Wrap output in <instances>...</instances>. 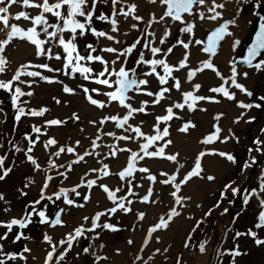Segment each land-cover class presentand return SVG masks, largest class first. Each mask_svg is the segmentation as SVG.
I'll list each match as a JSON object with an SVG mask.
<instances>
[{"label": "snow or ice", "instance_id": "snow-or-ice-1", "mask_svg": "<svg viewBox=\"0 0 264 264\" xmlns=\"http://www.w3.org/2000/svg\"><path fill=\"white\" fill-rule=\"evenodd\" d=\"M142 2L0 0V90L15 110L13 130L24 117L39 118L23 134L24 148L9 141L13 154L22 152L21 162L31 170L16 189L18 196L26 197L32 187L38 195L28 200L18 214H12L11 202L0 192L4 205L0 211L5 214L0 219V228L4 229L0 233V264H80L86 255L92 257V264H110L107 254H99L106 247L100 238L105 232L115 233L122 228L129 232L143 228L139 244L131 235L126 240L134 249L127 252L134 257L132 264H148L156 254L167 260L164 254L169 247H152L149 254L145 249L152 241L159 243V232L167 230L181 215L192 221L184 248L211 215L229 216L224 239L215 248V264H225V256L227 264H237L238 257L249 254L241 250L240 237L246 236L256 247H264V236L259 234L264 231V126L259 127L246 148V158L238 161L233 151L217 147L229 142L238 144L240 136L233 127L223 126L221 121L227 111L215 110L210 129L197 138L200 147L187 168L173 147L171 133V122L175 120L179 122L177 132L191 135L198 127L191 114L208 112L209 106L224 102L236 109L232 125L256 121L253 110H264V92L256 94L249 82L251 73L264 72V15L256 12L259 23L239 63L228 58L221 69L220 49L230 38V49L240 43L239 38H234V28L249 0H147L151 8L143 13ZM101 4L107 6V12L98 8ZM229 4L234 12L226 16ZM252 7L255 11L264 7V2L255 0ZM96 22L107 27L98 28ZM198 29H205L206 34L198 33ZM88 35L94 42L85 41L81 49L78 38L83 40ZM18 41L23 42L29 56L14 63L9 52L19 50ZM208 76L213 78L211 85L202 79ZM41 82L59 85L67 97L79 96L94 113L85 119L92 131L86 130L85 123H77L76 138L61 140L51 134L53 129L80 122L82 117L79 110L63 117H48L47 106L28 107L29 99L22 98H31ZM51 99L57 105L70 103L67 98ZM0 115L7 118L3 107ZM149 116L151 121L146 119ZM256 154H260L259 163ZM7 156V151L0 154V181L15 166H5ZM210 156L221 158L230 167L238 166L242 182L229 179L223 183L214 203L205 208L183 188L193 178L205 183L217 180L215 174L205 171L204 160ZM164 162H170V167L165 168ZM254 166L258 169L256 186L246 187L244 178ZM73 173L76 179L66 184ZM162 192L169 200L166 211L144 228L147 210L134 208V204H163ZM252 200L259 210L253 224L240 231L234 227L235 221ZM237 201L242 207L233 213L230 208ZM89 204L96 207L73 218V209L82 210ZM49 205L54 208L51 214ZM193 206L202 215L197 217L195 212L187 211ZM129 213L134 218L131 227L119 222L121 214ZM34 222L45 227L38 254L29 243L19 250L5 249L3 242L10 234L11 244L32 241L25 229ZM228 232L233 233V243L225 248L222 245ZM209 240L210 237L199 242V253H206ZM113 251L116 255L125 252L120 247ZM175 264H181L180 255Z\"/></svg>", "mask_w": 264, "mask_h": 264}, {"label": "rangeland", "instance_id": "rangeland-1", "mask_svg": "<svg viewBox=\"0 0 264 264\" xmlns=\"http://www.w3.org/2000/svg\"><path fill=\"white\" fill-rule=\"evenodd\" d=\"M255 0H249L248 4L244 6L242 10V17L246 19L247 23L251 26L255 20L258 19L256 12H261L260 15H264V7L255 9L253 11L252 5L254 4ZM264 2V0H262ZM98 8L103 9L104 11H108L107 6L105 5H98ZM259 23V20H258ZM258 25V24H257ZM96 26L98 28L101 27H107L106 24L96 22ZM249 26V27H250ZM3 34L0 33V36ZM132 39V38H131ZM131 39H128V42H131ZM85 41H93L94 38L91 37V35L86 36L83 38V40H80L78 38V42L81 45V49L83 48V43ZM251 43L248 41V44ZM249 86L253 89V91L256 94H260L261 92H264V72L260 73H251V78L249 82ZM6 94L0 90V100H3L4 103L0 104V107L4 108V114H6V119H4V115H0V120H3V123H0V154H3L5 151L8 152V156L5 159V166H8L9 164H14L13 171L8 175V177L0 181V192H3L5 195V199L9 200L11 202L12 206V214H18L22 209L23 205L33 198H35L38 195L37 190L35 187H32L31 190L28 191V195L26 197H19L18 192L16 191L17 188L21 187L24 182V177L26 175L30 174V167L27 163H22L23 160V153H15L13 154V150H11V144L16 143L21 148H24L26 146V141H23V134L27 131H30V124L33 122V117H24L22 120L15 125V129L13 130V114L14 109H11L10 102L5 98ZM24 99H29V105L28 107H39L41 106V99L40 94L35 91L34 95L31 98L25 97ZM212 106H219V105H211L209 106L208 112H196L194 114H191V117L193 116V120L197 123L198 128L200 129L201 133L206 132L210 129V122H211V115L214 114L215 110H222L219 109H211ZM214 107V108H215ZM227 116L222 118V124L225 127L226 125L233 127L234 131L238 136H240V142L236 144L235 142H229L226 144L217 145V147L220 148H227L234 152V154L237 156L238 161H242L246 158V148L251 145L252 138L258 134L259 127L264 126V110H253V114L256 115L257 119L255 122L251 124H238V125H232L231 124V118L228 117L230 115H233V113H230L228 110ZM195 117V118H194ZM147 120L151 121V117H146ZM25 123V124H24ZM174 132L176 131V128L179 124L178 121H172L171 122ZM17 126V127H16ZM147 130V127L145 128ZM172 132V131H171ZM193 135V134H192ZM201 135V134H200ZM197 135V138L200 136ZM197 141V139H196ZM197 144V142H196ZM198 145V144H197ZM197 147H200L199 145ZM258 157V163L260 161V154H256ZM193 156L190 158L192 160ZM208 158H214L212 156ZM181 159V157H180ZM183 160H185L183 158ZM222 161V159L220 158ZM225 165L224 170L220 173H215L213 171H210L207 168V165L204 162L205 171L211 172L217 176V180L214 183H205L203 181V184L201 186L205 190L203 193H200L197 195L198 199L196 201L202 202L204 207L210 206L212 203H214L215 198L218 194L219 187L226 183L229 179L235 180L238 184L242 182V179L239 175L238 166H229L226 161H222ZM163 166L165 168L170 167V162H164ZM249 175L244 178V184L245 186H256L255 184V177L258 173V169L256 166H254L251 170H249ZM76 178H74L72 181H74ZM156 186H163V185H156ZM167 186H163L162 189L166 188ZM226 204V202H225ZM4 205L2 202H0V208H2ZM242 207V205L239 204V201L235 205H233L230 208V211L235 213L239 210V208ZM258 205L257 202L252 200L250 204L247 206V210L241 214L239 218L235 221L234 227L240 231H244L246 228L250 227L256 217V214L258 212ZM54 211V208L52 205H49L48 212L51 214ZM193 212H195V215L199 217L202 215V211L200 209H195L193 206ZM5 214L0 211V219H4ZM230 218L228 215L220 216L218 213H214L211 215L206 223L201 224L200 228H198L194 233L189 241L188 248L183 247V241L185 238V235L180 242L177 244H174V247L172 250H169L168 253H165L164 255L168 256L167 260H164L163 257H160L159 259H155L152 262H148V264H175L177 255L181 256V264H192L193 259L192 256H190L193 249H195V246L199 244V242L204 237H210L211 239V245L209 246V251L206 254V259L204 261V264H215V261L218 259L215 256V248L218 246V242L222 239H224L223 236V229L225 228L226 224L229 222ZM191 223L188 225L186 229L187 231L190 229ZM40 229V230H39ZM125 228H122L119 232H115L116 240H122L123 239V230ZM140 228H137L135 231H138ZM200 229H203L201 231ZM3 228H0V233L3 232ZM28 230L26 233L28 235L30 234L33 237L32 241H19L16 244H11V234L7 241H4L5 249L6 250H19L20 247L23 246L24 243L29 242H40L42 233L45 230V227L42 225H39L37 223L29 225V227L26 229ZM15 231V229H14ZM260 235L264 236V231H260ZM233 233L228 232L227 239L222 245V247H231L233 241L231 239ZM239 244L241 250H247L248 255L241 256L237 258V264H264V247H256L250 238L244 236L239 238ZM146 251V249H145ZM133 256L128 255L126 259L121 264H132ZM146 258V256H145ZM228 257H224L225 264H227ZM81 264H92V257L90 256H84L81 260ZM137 264H140V262H137Z\"/></svg>", "mask_w": 264, "mask_h": 264}, {"label": "bare ground", "instance_id": "bare-ground-1", "mask_svg": "<svg viewBox=\"0 0 264 264\" xmlns=\"http://www.w3.org/2000/svg\"><path fill=\"white\" fill-rule=\"evenodd\" d=\"M227 2V0H226ZM149 8H151L150 5L147 4V0H143L141 12H146ZM13 10H16V6L13 7ZM234 9L232 8L231 4H229L228 8L226 9V16L230 13H233ZM261 12H259L260 14ZM247 20L240 15L237 17V23L238 27L234 28L235 37L239 38L240 43L237 45V47L232 50L230 49V40L233 38H230L229 40H225L223 42V46L220 49L219 58H218V64L221 69H224L225 67V61L228 58L237 59L239 63V57L243 56L246 53L248 41L252 38L254 35L255 27L258 24V19L255 20V22L250 26L247 22ZM250 26V27H249ZM198 33L206 34L205 29H198ZM135 33L129 36L128 39L133 38ZM20 45L19 50H12L9 52L10 57H12L13 62H23L26 58L29 56V52L27 49L24 48L23 42H17ZM179 49H177V52ZM55 63V61H53ZM241 67H244L242 64ZM204 80V83L207 85H211L213 83V78L211 76L208 77H202ZM67 82V81H66ZM35 91H37L40 94L41 99V105L47 106L50 111L46 113V116H59L63 117L64 115L70 114V111L73 110H79V113L82 117V120L80 122L72 123L69 122L65 126H63L60 129H53L51 134L56 135L61 140L66 139L67 137H78V129L76 124L77 123H85L86 118H91L94 113L90 110V108L85 106V102L79 97H67L66 94H63L60 91V86L57 84H47L44 82H41V84L35 88ZM201 91H205V89H202ZM52 96H57L58 98H61V100L67 98L69 99L70 103L68 105H64L63 103L57 105L55 101L51 99ZM25 98V97H24ZM22 98V99H24ZM212 106L211 109H219L222 110H228L230 113H233V115L236 113V109L230 107L229 102H224L220 104L219 106ZM233 115H230L228 117H233ZM193 119V116L191 117ZM195 118V117H194ZM39 118H32V121H37ZM174 126V125H172ZM228 125L225 126L227 128ZM85 128L87 131L91 132L92 128L91 126H88L85 123ZM172 133V139L174 140V149L179 151L181 160L183 158L185 160V168H187L188 164L187 162L191 161V157L193 156V153L198 149V145L196 144L197 135L202 134L200 132V129L197 127L196 130L192 132L191 135L185 136L182 133L174 132L173 127L171 128ZM35 151L37 154H41L40 149L36 148ZM205 164L207 165V168L210 171H213L215 173H220L224 170V163L220 160L218 157L214 158H206L204 160ZM184 169H181V172H183ZM76 178L75 174H70L69 180L65 181L66 184L71 183L72 180ZM203 184L202 180H197L196 178H193L192 182H190L186 188H183V191L186 194L192 195L194 200H197V195L200 193H203L205 190L201 186ZM256 184V182H255ZM160 187L161 189L163 186H156ZM95 198V197H94ZM161 198L164 201L163 204L158 205H142V204H134V208H140V209H146L147 210V217L144 223V228L147 227V225L151 222H153L162 211H166V208L168 206V197L167 194L162 192ZM102 203H105L102 201ZM94 207H96L94 204H89L87 208L85 209H73L72 216L73 218L79 217L81 212H84L87 214L89 211H91ZM193 207L187 209V211H192ZM122 219L119 221L121 224H126L129 227H131L133 223V216L131 213L124 215L121 214ZM191 223V221H188L183 215L180 217L174 218V221L170 223V227L167 230L159 232V235L161 236V241L159 243H156L155 241L151 242L150 247L146 248L145 253L149 254L152 247H169V250H172L174 247V244H177L180 242V240L183 239L184 235L186 234V229L188 225ZM123 239L122 240H116V235L113 232H105L102 234L100 240H102L106 247L105 249L101 250L99 254H107L110 257V264H121L128 256L127 252L129 250L134 251V249H130V246L126 244V240L131 235L136 242V244H139L141 242V238L143 235V228H140L138 231L135 232H129L127 229H124L123 231ZM208 237H204L203 239H207ZM202 239V240H203ZM30 246L34 248V253L38 254L41 247V241L40 242H29ZM211 245V239L209 240V244L206 246L207 251L205 254H201L198 251V245L195 246V249L192 250L190 256H192L193 262L192 264H204V261L206 259V254L209 251V246ZM120 247L121 249H124L125 252H123L121 255H116L113 251L114 248ZM160 257H163L161 254H156L153 259L150 262L154 261L155 259H159ZM82 260V259H81ZM81 264V261H80Z\"/></svg>", "mask_w": 264, "mask_h": 264}, {"label": "trees", "instance_id": "trees-1", "mask_svg": "<svg viewBox=\"0 0 264 264\" xmlns=\"http://www.w3.org/2000/svg\"><path fill=\"white\" fill-rule=\"evenodd\" d=\"M24 124H25V123H24ZM16 127H17V126H16ZM23 141H25V140L23 139ZM30 226H31V225H30ZM39 230H40V229H39ZM27 231H28V230L25 229V232H27ZM26 234H28V233H26ZM29 235H30V234H29Z\"/></svg>", "mask_w": 264, "mask_h": 264}]
</instances>
